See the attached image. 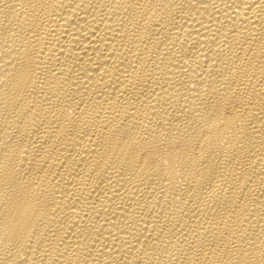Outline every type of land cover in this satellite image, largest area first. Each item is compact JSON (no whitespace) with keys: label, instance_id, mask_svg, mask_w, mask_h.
I'll list each match as a JSON object with an SVG mask.
<instances>
[{"label":"bare ground","instance_id":"obj_1","mask_svg":"<svg viewBox=\"0 0 264 264\" xmlns=\"http://www.w3.org/2000/svg\"><path fill=\"white\" fill-rule=\"evenodd\" d=\"M0 264H264V0H0Z\"/></svg>","mask_w":264,"mask_h":264}]
</instances>
